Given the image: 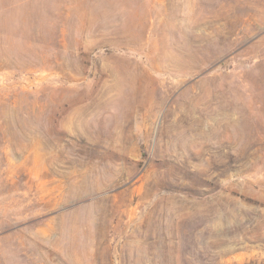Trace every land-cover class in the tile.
Masks as SVG:
<instances>
[{"label": "rangeland", "instance_id": "1", "mask_svg": "<svg viewBox=\"0 0 264 264\" xmlns=\"http://www.w3.org/2000/svg\"><path fill=\"white\" fill-rule=\"evenodd\" d=\"M0 264H264V0H0Z\"/></svg>", "mask_w": 264, "mask_h": 264}]
</instances>
